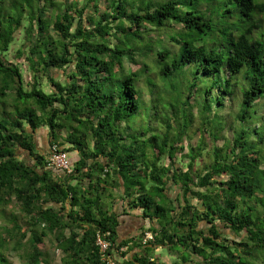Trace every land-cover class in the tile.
<instances>
[{
    "label": "trees",
    "instance_id": "obj_1",
    "mask_svg": "<svg viewBox=\"0 0 264 264\" xmlns=\"http://www.w3.org/2000/svg\"><path fill=\"white\" fill-rule=\"evenodd\" d=\"M79 2L0 0V264H264V0ZM213 75L200 115L218 89L236 127L218 146L203 117L193 145L191 91ZM53 153H76L70 172ZM127 210L146 224L120 238Z\"/></svg>",
    "mask_w": 264,
    "mask_h": 264
},
{
    "label": "rangeland",
    "instance_id": "obj_2",
    "mask_svg": "<svg viewBox=\"0 0 264 264\" xmlns=\"http://www.w3.org/2000/svg\"><path fill=\"white\" fill-rule=\"evenodd\" d=\"M57 2H66V1H70V0H55ZM89 2H92V4L94 3V0H80L77 8L80 10L82 9V7H84V11L88 14H90L91 12H93L91 9H92V6H90V3ZM102 7V6H101ZM104 7L101 8V10L103 9ZM61 9L63 10L64 7L61 6ZM84 24H86L84 22ZM178 28V27H177ZM23 32V30L21 31ZM257 35L259 36L260 35V31H257L256 32ZM153 35H155L153 33ZM22 35L21 36H18V42H16L15 44H13V46L11 47V50L10 52L8 53V60L10 62H15L16 63V59H14V56H15V52H16V48L18 47V45L21 43V40H22ZM169 48H171V46H169ZM27 53V51H26ZM32 57V56H31ZM35 58L37 57L36 55L34 56ZM134 58H137V57H134ZM18 64H21L22 65V68L24 69L23 70V80H24V83L28 84V87L31 86V83L33 81L32 79V75L34 73H32L29 69H27V62L24 60V58H20V60H18L17 62ZM123 66L125 69L129 70V71H133L135 70L139 64L138 63H133V62H130L128 60H125L123 61ZM186 75L183 79V82H180L181 83V87H182V92L184 93V96L185 95H188V85L191 84V82L194 80V77H193V74H191V71L188 70L186 71ZM53 75L57 76L58 75V72H56L55 70L53 72H51ZM37 73H35L36 75ZM38 76V74H37ZM40 79V77H39ZM41 79L43 80V82L41 83V88H43V90H45V86H46V83H45V78H42ZM45 79V80H44ZM60 79V78H59ZM158 79V78H157ZM159 80V79H158ZM197 80L200 82L199 84V88L195 87L197 92H195V88L191 91L192 94L196 97L194 98L193 95L190 99V106H191V110L188 111V116L190 117V124H189V127H188V130H187V134L189 137L185 136L186 139H189L187 142H190L192 143L193 145H195V143L197 142V139L199 138L198 136H196L197 134V127L198 125H201L202 128H205L207 127L208 125L203 123L202 121V118L206 117L209 121H210V125L212 128H215L217 130V135H220V138L219 140L216 141V145L218 146H221V144L224 142V141H230L232 140V132H233V129L236 127V123L235 124H232L230 125V122L232 120V116L236 114V112L238 111V109L240 108L239 106V101H233V102H227V100L225 99L224 101H222L220 104L219 102L217 101L218 99V89H212V91H210V94L209 96L207 97L208 98V103L210 104V107H211V110L210 112L207 114L204 115V116H201L200 115V109H201V102L204 100L205 98V95H204V90L205 88H208L210 87L211 85H213L215 82L218 81V78H217V75H213V76H210V77H207V78H201V77H197ZM161 82V80L159 81ZM165 83V82H164ZM167 84L168 85H175L173 82L171 81H168L167 80ZM140 89L142 90L141 92V95L143 96V99L144 101H148L150 99V93H149V88L145 82V80L143 79L140 83ZM238 98L239 95L237 94ZM185 98V97H184ZM182 105V103H180ZM261 113H264L263 110H260ZM183 117V116H182ZM226 119H228L227 121V124L223 127V124L224 122L226 121ZM237 122V120L235 121ZM152 124H154L155 122H151ZM156 125V124H155ZM154 125V126H155ZM235 126V127H234ZM260 126H263L264 128V121L262 122V125ZM259 126V128H260ZM42 135H41V133ZM46 134V130L43 129V131H39V133L37 134L38 135V139L40 142H42V145L44 144V146H46L45 142H44V135ZM204 144L202 145V150H200L201 153H213L212 151V147H206V146H210V140L208 139H205L204 140ZM195 151V150H194ZM198 151V150H197ZM202 159H198L199 161V169L200 170H203L205 165H208L209 163L211 164L212 163V159L209 157V155H205V154H202ZM143 167V166H142ZM179 167V166H178ZM122 193V192H121ZM120 193V195H121ZM177 194V192L175 191H171V196L172 197H175ZM118 196V194H115ZM11 208L8 207V210H10ZM128 213H131V214H139V212H133V211H130V210H127ZM137 220V219H136ZM140 220L138 221H135V223H139ZM135 224V226H136ZM146 222H144L143 225H145ZM138 227H143V225H139L137 224ZM140 230V228H139ZM138 231V230H137ZM136 231V232H137ZM135 234H138L136 233ZM47 244V243H46ZM9 260L13 262V264H19L18 260L15 258L14 256V253L13 252H9ZM157 256L159 257H164V261H166L167 263L170 262L169 260H172V255L169 254V252H167L163 247L160 249H158V252L156 253ZM54 256H55V259H54V264H58L59 263V256L60 254L58 252H55L54 253Z\"/></svg>",
    "mask_w": 264,
    "mask_h": 264
},
{
    "label": "crops",
    "instance_id": "obj_3",
    "mask_svg": "<svg viewBox=\"0 0 264 264\" xmlns=\"http://www.w3.org/2000/svg\"><path fill=\"white\" fill-rule=\"evenodd\" d=\"M44 142L46 143L45 138H44ZM68 157H69L70 163L74 162L77 159L76 153H69ZM136 219L138 221L140 220L138 218V214L137 213L129 215V216L120 217V219H119L120 220V228H119V237L120 238L127 237V236H130V235H134L135 232L137 230H139V228H140V227H138L137 224L142 226L144 224V222H145L143 220H140V222L136 224L135 223V221H137ZM135 224H136V226H135ZM143 226H145V225H143Z\"/></svg>",
    "mask_w": 264,
    "mask_h": 264
},
{
    "label": "built area",
    "instance_id": "obj_4",
    "mask_svg": "<svg viewBox=\"0 0 264 264\" xmlns=\"http://www.w3.org/2000/svg\"><path fill=\"white\" fill-rule=\"evenodd\" d=\"M49 162H50V166L54 168L62 169L67 172H70L69 159L67 155L64 153H53L49 159ZM146 239H151L150 233H146L145 240ZM97 244L100 246L102 251L105 250L106 247L108 246V243L100 238L97 239Z\"/></svg>",
    "mask_w": 264,
    "mask_h": 264
}]
</instances>
